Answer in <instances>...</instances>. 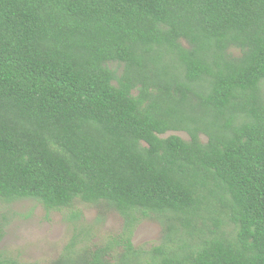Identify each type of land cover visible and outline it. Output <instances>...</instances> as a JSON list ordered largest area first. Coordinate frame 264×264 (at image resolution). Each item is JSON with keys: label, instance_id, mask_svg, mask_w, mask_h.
Returning a JSON list of instances; mask_svg holds the SVG:
<instances>
[{"label": "trees", "instance_id": "16d2710c", "mask_svg": "<svg viewBox=\"0 0 264 264\" xmlns=\"http://www.w3.org/2000/svg\"><path fill=\"white\" fill-rule=\"evenodd\" d=\"M22 200L125 221L52 264L131 259L146 220L143 264H264V0H0V205Z\"/></svg>", "mask_w": 264, "mask_h": 264}, {"label": "rangeland", "instance_id": "374dc122", "mask_svg": "<svg viewBox=\"0 0 264 264\" xmlns=\"http://www.w3.org/2000/svg\"><path fill=\"white\" fill-rule=\"evenodd\" d=\"M189 140L186 133L170 132ZM206 141V137L202 136ZM4 237L0 243V264H52L61 257L67 245L81 231L87 235L85 243L102 248L115 244L122 236L125 221L109 207L82 202L62 211L48 212L34 200L1 204ZM162 226L151 220L143 221L134 230L132 243L136 254L122 259L119 248L111 264H143L150 259L155 247L162 244Z\"/></svg>", "mask_w": 264, "mask_h": 264}]
</instances>
